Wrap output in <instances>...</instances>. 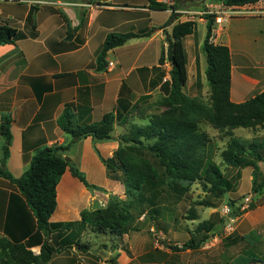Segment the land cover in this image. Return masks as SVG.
Here are the masks:
<instances>
[{"label":"crops","instance_id":"crops-1","mask_svg":"<svg viewBox=\"0 0 264 264\" xmlns=\"http://www.w3.org/2000/svg\"><path fill=\"white\" fill-rule=\"evenodd\" d=\"M158 1L174 4L172 0ZM197 1L202 6L194 10V16L188 20L195 21L197 28L202 25L206 36L207 21L203 17L206 12L216 14L212 42L230 49L231 100L242 103L262 93L264 0L242 7H228L219 0ZM35 6L36 34L26 24L29 12ZM183 9L180 8L177 13L180 14ZM42 10L47 14L40 18ZM59 11L67 16L71 28L75 31L71 39H67V26ZM255 11L260 13H251ZM156 13L157 11L150 8V0H0V25L14 27L25 34V38L17 40L15 44L0 46V126L3 117L11 119L12 143L7 167L15 178L21 177L29 168L38 149L70 144L71 135L64 132L58 122L66 107H71L76 123H100L107 113L113 111L116 113L120 101L128 100L127 96L123 97L130 92L131 85L126 81L128 69L119 70L117 65L110 68L109 64L114 62L120 66L121 62L115 58V53L127 46L143 45L145 41L134 38L124 46L111 50L106 57L108 66L104 71H97L94 62L91 64L85 62L86 51L95 39L96 33L105 29L100 41L102 47L109 34L128 33L116 32L117 29L136 24L139 27L138 31H144L142 25L148 20L153 21L155 17L152 18V15L155 16ZM161 13L170 16L167 14L168 10ZM117 20L124 23L118 25L115 23ZM111 21L112 32L105 35L108 27H111L108 25ZM153 23L151 28L159 27L158 23ZM193 35L187 36L185 41ZM145 50H141L139 54ZM204 60L202 55L197 62L196 71L195 68L193 70V75L200 72L206 80L207 67ZM189 82L188 67V84ZM193 96L196 97L197 94ZM121 121L124 122V117ZM119 126L125 130L123 125ZM117 132L119 131L115 129L113 138L108 141L96 142L92 137L82 139L63 153L86 174L92 186L102 189L117 186L108 176L107 167L102 162V158H112L118 149L119 141L114 137L115 133L119 134ZM3 145L4 138L0 132V165ZM255 162L254 165L261 163L259 160ZM97 171L105 172L107 176L105 184L93 183ZM241 172H245V169L239 166L238 175ZM252 179L253 176L250 177V180ZM57 190L59 215L52 216L51 221H79L81 218L78 207L84 205L85 201L89 202L92 192L75 178L70 170L63 175ZM251 195L258 205L255 210L246 212L241 217L252 226L250 233H253V230L258 228V221H252V216L261 213L264 219V202H261L264 198V188L257 189ZM19 197L21 195L16 186L0 178V229L5 231L8 227L18 233L17 235H20L23 223L21 218L23 204ZM248 234L245 233V238L242 236L236 239L239 245H243L245 252L232 257V264H241V258H244L246 264H264V240L247 237ZM236 240L232 241L233 246ZM249 256L253 258L250 259ZM121 257L126 263L130 262L128 256L125 255L124 258L123 254L118 255V261ZM170 259L159 262L171 264ZM252 259H258L260 262H252Z\"/></svg>","mask_w":264,"mask_h":264},{"label":"trees","instance_id":"trees-1","mask_svg":"<svg viewBox=\"0 0 264 264\" xmlns=\"http://www.w3.org/2000/svg\"><path fill=\"white\" fill-rule=\"evenodd\" d=\"M172 1L174 4L169 5L158 0H150L152 10H173L166 25L162 28L174 23L177 17L176 11L181 8V0ZM219 1L228 7H242L256 4L260 0ZM36 8V6L31 8L26 22L34 33L37 29ZM61 16L67 26V39H71L74 37L75 31L71 28L67 16L65 14H61ZM203 18L207 21L204 51L207 59L206 78L210 86L211 103L207 105L196 97H190L185 93V87L188 84V57L184 42L187 36L195 33L197 24L193 20L178 22L173 26L168 41L167 61L171 65L169 93L161 101V106L165 108V111L152 117L147 124H132L129 135L124 136L123 140L137 143L139 144L138 147L130 146L131 152L122 148L118 149L110 159L112 163L107 162L108 159L102 158L107 169L116 167L123 171L128 193L135 191L136 194H141L145 183L150 179L149 174L152 167L148 160L140 158L144 167L148 168L145 174L136 175L133 170L136 159L133 151L139 150L140 147L157 160L162 173L160 174L157 170L153 172L160 178L161 184L173 187L178 183L193 184L203 179L219 195L223 196L232 192L235 185L231 179L225 176L219 165L211 163L206 167V159L202 150L207 147L211 139L206 132L200 130L199 124L205 121L216 130L231 137H233V131L238 128L253 130L260 128L264 131V91L242 103H235L231 100L232 59L230 49L227 46L216 45L212 42L217 15L206 12ZM155 31L156 28H151L142 32L109 34L99 52L96 70L104 71L107 69L106 57L111 50L124 46L134 38H148ZM23 38H25V34L18 29L8 25H0V46L15 44L17 40ZM159 61L160 64L165 63L164 53H162ZM121 102H119L118 110H121ZM70 108L69 106L65 108L58 121L64 132L71 135L70 144L38 149L29 168L19 178H15L7 167L12 143L11 119L9 117L2 119L0 132L4 138V145L0 178L8 180L16 186L21 195L19 199L23 204L21 209L23 223L20 235L7 227L6 236L0 237V259L3 264H49L54 255L62 251L53 244L54 240L59 237L61 238L58 241L61 243L60 246L72 247L75 245L83 252H87V248L80 243V235L87 226L98 225L99 228H102L104 223L106 227H110L111 222L107 217H112V220L118 219V217L112 216L113 209L111 208L113 205H110L107 209L82 213L79 221H51L58 208L57 188L66 171L70 170L72 175L87 188L92 187L85 173L79 170L63 153L78 141L88 137H92L96 142L111 140L115 124L121 117V114L116 110V113L115 111L107 113L100 123L79 124L76 123ZM124 118V122H126V115ZM250 148L249 150L244 143L233 138L222 152L221 157L226 165L232 167L243 165V157L247 153L255 160L264 161L256 144H250ZM195 219L196 217H192V220ZM215 227L216 222L214 221L201 223L197 230L205 231V237L196 244L191 241L183 248L198 249L204 246L213 235ZM76 228H78L77 231ZM38 238H40L38 242L40 253L35 254L26 244L31 239L36 240ZM167 247L178 250L175 246ZM252 262L260 261L252 259Z\"/></svg>","mask_w":264,"mask_h":264},{"label":"rangeland","instance_id":"rangeland-1","mask_svg":"<svg viewBox=\"0 0 264 264\" xmlns=\"http://www.w3.org/2000/svg\"><path fill=\"white\" fill-rule=\"evenodd\" d=\"M197 2V0H181V9L184 8V11L178 14L177 11L180 9L177 10L174 23L166 28L162 27L166 25L170 16L161 13L162 11H157L155 16L152 15V18L155 17L153 21L152 19L148 20L142 25L144 30L151 29L153 22L159 25L149 38L139 40L145 41L144 44L127 46L115 53V58L121 62L120 66L116 63L117 68L119 67V70L128 69L126 81L131 85L130 92L123 95L124 98L127 96L128 100H123L120 103L121 110L117 109L121 114L119 121L115 124V129L119 131L117 132L119 134H114L116 140L119 141L118 149L122 148L131 152L130 146L138 147L137 143L123 140L124 136L129 135L132 124H147L152 117L165 111V108L161 106V101L169 93L171 65L167 61L168 41L173 26L178 22L188 21L189 17L194 16V10L201 8V3ZM59 13L64 14L62 11ZM172 13L173 10L169 9L167 14L171 15ZM46 14L47 12L42 10L40 18ZM115 23L120 25L124 21L119 23L117 20ZM112 24V21L108 24L111 27H108L105 35L112 32L110 31L113 28ZM138 30L139 27L136 24H131L129 27L117 29L116 32H140ZM104 32L105 29L96 33L95 39L92 40L88 51H86L85 62L87 64L97 63L101 50L100 41ZM204 39L203 26L199 25L194 35L184 42L189 62L190 80L185 87V93L190 97L197 94V99L210 105L211 92L206 76V80H204L200 72L193 75V70L195 68L194 71H196L197 62L202 55H204V64L207 67ZM143 49L146 50L139 54ZM162 53L165 54L166 59L164 64H160L159 61ZM124 115L127 118L126 122L121 121ZM119 125H123L125 130L121 129ZM199 127L211 139L207 147L202 150L206 159V167L211 163L219 165L225 176L231 179L235 185L232 192L223 196L219 195L203 179L193 184L178 183L173 187L161 184L160 178L153 172L157 170L160 174L162 173L157 160L140 147L138 148L140 151H133L136 155L133 170L136 175L147 172L148 168L144 167L140 158L148 160L152 167L149 174L150 179L145 183L142 193L136 194L135 191L128 193L123 171L116 167L107 169L108 176L117 186L107 189L95 186L88 188L92 192V197L89 198V202L85 201L84 205H80L78 209L81 218V214L84 212L103 210L113 205L112 216L118 217V219L112 220V217H107L111 222L110 227H106L104 223L102 228H99L98 225L87 226L80 235V243L87 248V252H83L75 245L72 247L60 246L61 243L58 242L60 237L55 239L57 242L54 240L53 244L62 251L54 255L49 264H161L159 260L165 261L171 257V264H232V257H237L245 252L243 245L237 243V238L242 236L245 238V233H249L247 237H258V240H264L262 214L255 213L252 216V221H258V228L253 230V233H250L252 226L241 217L246 212L255 210L258 205L251 194L255 192V189L264 188V161H259L261 163L254 165L255 160L247 153L244 156L246 158L243 157L244 161L241 165L245 172L238 175L237 168L239 166L236 168L228 166L221 157L230 140L235 138L244 143L249 150L251 149L250 144H256L264 159V131L260 128L254 130L238 128L234 130L233 137H231L216 130L205 121H202ZM110 159L106 161L112 163ZM251 176H253L252 180H250ZM106 177L104 171H97L93 183L105 184ZM262 201L264 202V198ZM57 212L58 210L53 217L59 215ZM192 217H196V219L192 220ZM206 221L216 222L213 235L207 243L198 249L183 248L191 241L193 244L202 241L205 231L197 229L201 223ZM77 230L78 228H76ZM4 232L3 229H0V237H4ZM233 240H236L235 246L232 245ZM39 241L40 238L31 239L26 246L30 247L35 254H39ZM166 245L175 246L178 250H172ZM122 254L124 258L125 255L128 256L129 263L123 261V257L119 258L120 262L118 261V255ZM251 257L253 258V256H249L250 259ZM241 259V264H246L244 258ZM0 264H3L1 259Z\"/></svg>","mask_w":264,"mask_h":264},{"label":"built area","instance_id":"built-area-1","mask_svg":"<svg viewBox=\"0 0 264 264\" xmlns=\"http://www.w3.org/2000/svg\"><path fill=\"white\" fill-rule=\"evenodd\" d=\"M252 14H258V13H260V12H251ZM116 66V63H114V62H110V64H109V67L110 68H114Z\"/></svg>","mask_w":264,"mask_h":264}]
</instances>
